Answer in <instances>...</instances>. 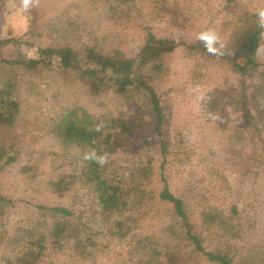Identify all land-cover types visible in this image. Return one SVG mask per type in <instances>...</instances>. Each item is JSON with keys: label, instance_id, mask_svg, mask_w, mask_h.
I'll return each instance as SVG.
<instances>
[{"label": "rangeland", "instance_id": "rangeland-1", "mask_svg": "<svg viewBox=\"0 0 264 264\" xmlns=\"http://www.w3.org/2000/svg\"><path fill=\"white\" fill-rule=\"evenodd\" d=\"M259 9L264 0H28L27 8L24 0H0V39L17 40L0 45V88L10 78L17 102L12 124L0 133V264L15 263L30 247L40 251L32 264H167L165 252L187 241L183 221L158 198L163 176L207 249L225 242L232 264H264V45L258 65L242 73L182 45L162 55L150 85L163 122L159 140L150 144L140 139L153 118L141 93L128 99L112 89L92 94L55 58L29 69L3 61L38 58L39 47L61 45L135 57L147 32L190 41L212 31L225 44L240 14ZM210 100L216 108L207 107ZM73 108L97 117L111 134L108 145L95 138L107 157L101 176L120 189L122 205L111 212L84 173L88 146L63 148L56 135L58 118ZM138 114L145 127L123 141L112 119L133 125ZM8 156L13 161L4 163ZM148 160L149 177L132 174ZM60 177L70 183L61 193L51 185ZM207 208L220 210L233 227L227 233L201 227L199 212ZM55 219L70 222L78 239L51 242ZM187 254L180 257L188 264H213Z\"/></svg>", "mask_w": 264, "mask_h": 264}, {"label": "trees", "instance_id": "trees-1", "mask_svg": "<svg viewBox=\"0 0 264 264\" xmlns=\"http://www.w3.org/2000/svg\"><path fill=\"white\" fill-rule=\"evenodd\" d=\"M11 41H17L16 38L0 39V45ZM182 45L185 49L211 56L220 61L229 64L234 70L242 73L249 67L258 65L259 53L264 45V25L260 22L256 13L244 11L240 14L238 24L230 34L229 39L225 44H222L221 54H210L205 50L204 44L198 38L194 40H179L174 41L168 38L156 37L153 33L147 32L146 38L139 52L135 57H127L118 50L113 52H103L94 46H83V48L75 49L68 45L61 46H44L37 49L38 58H29L22 60L20 58L3 60L9 65H22L25 68H35L45 59L52 60L55 58L60 70L68 76H74L80 81L87 84L88 90L92 94H98L102 89H112L115 93L125 97L132 98L137 93H141L146 99V105L153 113V118L147 122V131L145 135H140L141 142L144 144L154 143L159 140L161 126L163 122L162 110L157 94L150 85L151 74L161 68V57L166 53L172 52L177 46ZM146 69L150 73H146ZM10 78H6L0 88V107L3 111L0 113V133H3L2 128L5 125H10L13 122V113L17 108V102L12 98V83ZM220 93V92H219ZM217 97H215V100ZM207 107L216 108V102L210 100ZM6 116H3V114ZM112 122L117 124L119 135L123 141L127 139H136L140 133L141 127H145V122L140 118V115L135 118V123L130 125L122 119H112ZM99 119L85 111H78L73 108L61 115L57 120L56 135L60 140L63 148L74 145L76 147L88 146L86 152L95 151L97 155H104V150L100 149L95 141V138L102 136V142L105 145L110 143L111 134L103 132L98 126ZM3 141L0 139V158L5 154L3 152ZM130 143V141H129ZM161 153L165 155V149L160 142ZM13 161L12 156H8L4 163ZM83 166L85 167V175L91 174L88 178L96 183L99 190L98 198L105 211L111 212L120 207L121 197L120 189L112 179H107L102 175L101 164L94 160H85L83 157ZM164 163L162 161L161 166ZM141 171L144 177H149L151 172L150 161L146 166L138 167L132 174ZM103 177V178H102ZM162 178V188L158 193L159 200L165 201L171 205V210L174 216L180 218L185 224L184 239L187 244L180 247L175 244L174 248H170L165 252L167 264L178 263L188 264L187 260L181 259L182 254L189 252L192 254H201L209 262L213 264H232L233 249L228 243L217 242L211 249H207L202 241L200 234H196L190 226L188 215L184 209L183 202L179 197L173 195L165 180ZM54 191L59 193L68 189L69 182H66L60 177L57 181L52 182ZM0 200H4L0 196ZM52 211L68 214V210L64 207H52ZM200 224L206 230L215 228L221 229L224 233L233 226L229 220L223 216L222 212L216 208H207L199 212ZM51 242L55 245L60 244V240L66 237L78 239L79 231L71 226L66 220L55 219L51 230L49 231ZM33 246V243H31ZM190 247L188 252H181L180 249ZM39 250L32 251V248L27 252L22 253L17 257L16 262L12 263L6 260V264H32L39 256ZM187 254L188 256H190Z\"/></svg>", "mask_w": 264, "mask_h": 264}, {"label": "clouds", "instance_id": "clouds-1", "mask_svg": "<svg viewBox=\"0 0 264 264\" xmlns=\"http://www.w3.org/2000/svg\"><path fill=\"white\" fill-rule=\"evenodd\" d=\"M24 7H28V0H24ZM257 17L259 18L260 22L264 24V9H259L256 12ZM200 41L203 42L205 50L214 55L221 54V49L223 45L220 42L219 37L216 33L212 31H204L198 34L197 37ZM85 160H94L99 164L106 163L107 157L105 155H97V153L93 150L90 152H85L84 154Z\"/></svg>", "mask_w": 264, "mask_h": 264}]
</instances>
